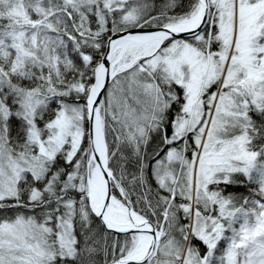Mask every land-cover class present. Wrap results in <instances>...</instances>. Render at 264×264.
I'll return each mask as SVG.
<instances>
[{
	"label": "snow or ice",
	"instance_id": "1",
	"mask_svg": "<svg viewBox=\"0 0 264 264\" xmlns=\"http://www.w3.org/2000/svg\"><path fill=\"white\" fill-rule=\"evenodd\" d=\"M0 264H264V0H0Z\"/></svg>",
	"mask_w": 264,
	"mask_h": 264
}]
</instances>
